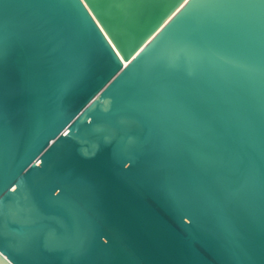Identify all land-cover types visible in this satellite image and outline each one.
Returning <instances> with one entry per match:
<instances>
[{
	"label": "water",
	"instance_id": "water-1",
	"mask_svg": "<svg viewBox=\"0 0 264 264\" xmlns=\"http://www.w3.org/2000/svg\"><path fill=\"white\" fill-rule=\"evenodd\" d=\"M0 264H264V0H0Z\"/></svg>",
	"mask_w": 264,
	"mask_h": 264
}]
</instances>
